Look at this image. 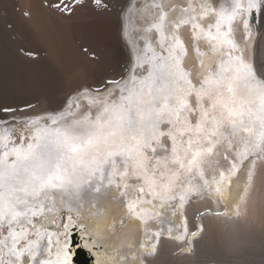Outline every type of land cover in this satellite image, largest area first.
Returning a JSON list of instances; mask_svg holds the SVG:
<instances>
[{"label":"snow or ice","instance_id":"snow-or-ice-1","mask_svg":"<svg viewBox=\"0 0 264 264\" xmlns=\"http://www.w3.org/2000/svg\"><path fill=\"white\" fill-rule=\"evenodd\" d=\"M38 10L114 23L126 58L0 46V264H256L257 241L264 264V0Z\"/></svg>","mask_w":264,"mask_h":264},{"label":"bare ground","instance_id":"bare-ground-1","mask_svg":"<svg viewBox=\"0 0 264 264\" xmlns=\"http://www.w3.org/2000/svg\"><path fill=\"white\" fill-rule=\"evenodd\" d=\"M39 3L40 0H4L7 10H0V46L14 47L15 44L22 43L26 48L36 50L42 62L49 68L60 66L64 69L88 64L81 47L88 48L104 57L111 70L122 71L126 57L114 23L97 20L93 14L92 18L80 23L75 33H65L46 12L38 10ZM26 8L33 10L31 20H25L18 11ZM9 24L13 25L11 30L7 27ZM251 223L259 235L264 228V199L259 191L252 210ZM251 258L256 264H260L262 257L259 241Z\"/></svg>","mask_w":264,"mask_h":264}]
</instances>
